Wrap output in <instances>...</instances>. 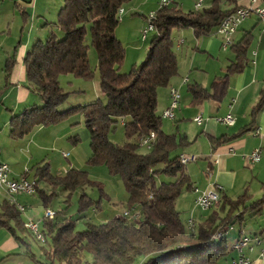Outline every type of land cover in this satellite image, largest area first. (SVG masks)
<instances>
[{
    "label": "trees",
    "instance_id": "16d2710c",
    "mask_svg": "<svg viewBox=\"0 0 264 264\" xmlns=\"http://www.w3.org/2000/svg\"><path fill=\"white\" fill-rule=\"evenodd\" d=\"M129 1L63 0L56 22L46 23L51 30L45 39L34 42L23 58L26 87L40 97L41 104L13 115L9 120V136L21 139L38 126L56 125L80 113L89 139L87 164L104 165L109 175L117 176L126 191L128 208L136 207L140 212L135 220L120 214L98 224L85 221L81 230L76 228L77 220L66 213L42 217L40 230L45 242L41 244L25 228L19 210L3 201L0 226L18 240L20 234L28 233L39 243L41 254L47 260H38L41 264H215L228 253V229L240 223L247 210L257 214L264 209V196L247 204L246 193L236 198L221 194L220 201L213 206L218 207L202 222L188 228L175 203L192 185L175 152L190 141L178 131L165 133L161 116L156 112L157 90L166 87L177 74L174 31L191 28L195 36L208 34L239 6L231 7L235 0H210L207 7L194 10L181 9L177 1L158 8L144 59L122 72L124 48L115 35V28L119 22L118 11ZM53 29L63 36L59 38ZM249 41V35L245 34L230 47L235 61L224 75L213 79L209 89L199 84L187 87L191 105L224 98L229 75L243 67ZM89 47L96 53L95 67L104 99L96 98L60 111L58 108L67 99L68 92L63 90L59 77L64 74L82 79L93 77L87 57ZM13 62V58L6 60V84ZM4 88H0V95ZM262 106L264 90L251 116ZM119 121L126 139L122 144L109 138ZM249 128L210 138L211 143L213 147L219 146ZM150 135H153L151 145L144 146L146 151H140L139 139ZM33 171L37 183L35 193L44 209L59 189L66 193L64 211L77 190V214L100 209L101 195L94 200L84 191L86 186L95 185L85 170L70 168L63 175H55L48 163H43L33 167ZM41 183L48 189L39 187ZM26 254L34 257L31 252Z\"/></svg>",
    "mask_w": 264,
    "mask_h": 264
},
{
    "label": "crops",
    "instance_id": "0c3cea01",
    "mask_svg": "<svg viewBox=\"0 0 264 264\" xmlns=\"http://www.w3.org/2000/svg\"><path fill=\"white\" fill-rule=\"evenodd\" d=\"M158 1L142 0V5L148 4L149 9H153ZM195 1L193 0L190 10H194ZM209 3L210 0H200L202 7H207ZM62 4L63 0H0V88L5 87L0 95V161L8 164L10 178L19 177L25 168L30 169L29 176L33 177V167L43 163H48L50 168L49 149L68 148L70 144L78 146L80 138L77 131L71 127V123L38 126L21 139L9 136L10 118L33 105L41 104L40 97L26 87L23 58L34 42L45 39L51 30V26L46 23L56 22ZM177 4L183 9L182 0H177ZM247 4V0H235V4L231 7ZM259 5L264 6V0H259ZM120 11L123 13V9ZM128 11L124 9V13ZM141 17L145 21L146 17L144 15ZM135 18H138L137 15L131 17L125 15L122 22L133 21L136 31V27L141 28L143 24L142 21L134 20ZM177 34L179 36L176 37V41L175 38L173 39L177 74L166 87L157 90L156 112L161 116L162 130L165 133L178 131L190 141L187 147L178 149L175 153L197 156L196 161H188L184 164V172L192 188L184 190L177 198L178 205L186 213L185 219L181 220L185 222L191 219L193 224H197L218 207L217 205L208 210L198 208L194 200L200 191L211 189L216 185L220 186L219 201L221 194L236 198L246 193L249 196L247 204L264 196V106L254 117L251 116V110L257 103L261 91L264 90V30L256 15H251L237 26L232 34V45L245 34L250 37L242 69L229 75L227 91L221 101L207 99L197 105H191V94L187 87L199 84L209 89L213 79L224 75L228 66L235 61V54L230 48L232 45L227 49L221 47L222 38L215 29L201 36H195L191 28L177 31ZM177 51L180 53L181 61L177 59ZM9 58H13L14 62L6 84L4 67ZM171 87L179 91L180 100L178 106L174 107V118L168 119L172 125H168L162 119L164 118L162 112L169 105ZM226 114L234 118L233 125H224L216 120L217 117ZM199 115L203 117L201 124L193 120ZM246 126L250 127L249 130L226 143L213 147L210 138L236 134ZM83 137L87 139L88 134L85 133ZM255 147L261 149V156L259 161L252 163L248 159V154ZM62 152L64 151H61V156ZM69 157L70 154L66 160L71 164ZM70 168L74 167L69 165L68 169ZM38 186L48 189L42 183ZM16 195H13V198L23 205ZM6 200L8 196L1 194L0 205ZM8 203L13 205L10 201ZM25 212L26 210L20 212L24 222L27 218L35 220V214ZM41 219L36 220L39 225ZM86 219L91 221L90 217ZM245 224L251 227H245ZM235 225L237 231L230 238V242H228L229 233L226 236L227 255L215 264H231V260L238 257V253L229 249V246L240 234L264 233V209L257 214L247 210L241 222L233 226ZM20 236L21 239L18 240L6 228L0 226V264H41L39 261H47L44 255L43 260L42 257L37 258L30 249L27 238L31 240L33 238L28 233ZM260 247L254 245L252 251L245 250V256L251 260L250 264H264V254L261 255ZM26 251L33 253L34 257H30ZM39 252L41 253L40 249Z\"/></svg>",
    "mask_w": 264,
    "mask_h": 264
},
{
    "label": "rangeland",
    "instance_id": "374dc122",
    "mask_svg": "<svg viewBox=\"0 0 264 264\" xmlns=\"http://www.w3.org/2000/svg\"><path fill=\"white\" fill-rule=\"evenodd\" d=\"M139 1L140 0H130L121 7V9H123V13L119 14V22L115 28V35L117 36L118 40L124 48V58L120 65V70L122 72L128 71L133 66V64H139L144 59L148 43L150 41V38L152 37V31H149L147 33L146 39H141V28L146 25V19L144 21L141 16L144 15L146 17L151 12H155L159 8L158 3L155 7H152L153 9H149L148 4L142 5V0L140 2ZM182 1L184 2L182 8L185 11L190 10L193 0ZM124 9L126 10V12L129 10L128 13H124ZM125 15H128V17H131V15H137L138 18H135L134 20L142 21L143 26L141 28L136 27L135 31V23L133 21L126 23L122 22ZM53 30L57 33L59 38L63 36V33L59 30ZM182 30L184 29H181V31ZM178 36L179 35L175 30V41L176 37ZM88 42L89 41L87 40V44ZM176 55L177 59L181 61L180 53L178 51L176 52ZM87 57L89 65L93 69L92 78L82 79L75 77L73 74H64L59 77V81L63 90L65 92H68L67 99L58 108L60 111L66 110L73 106H77L79 104L82 105L92 102L96 98L104 99L103 96L100 94L99 90V76L98 71L95 67L97 57L92 47L88 48ZM162 119H164L163 121H165L166 124H171L170 120L166 118ZM83 122L84 120L80 113L72 114L65 120L60 122V124L71 123V127L75 131H77V134L80 139L77 144L78 146L70 144V146L68 145V148L59 147L61 148L59 149L57 147H54L52 148V150H48L50 171L52 174L55 175H63L65 171L68 170L69 165L76 169L85 170L89 179L93 181L95 185L90 187L86 186L84 191L94 200L99 199L101 195L100 209L99 211L95 209H89L83 214H77L76 200L79 194L78 190L73 194L70 200V206L65 211L64 206L66 204L64 201L66 193L61 189L57 190L56 196L52 199L47 209H44L42 207L41 200L37 193L17 194V199L22 202V204L25 206L26 212L35 214V220L41 219L44 216L45 210H52L53 212H56V215H61L60 213L64 212L63 214L66 213L67 215H70L72 218L77 220L76 228L78 230H81L84 226V222L87 221V217L91 218V222L98 224L107 221L115 215H120L124 210L130 209L127 205V195L121 180L117 176L109 175L104 165L87 164L86 161L90 155V147L88 137L87 139H84L83 137L85 136V133H87ZM109 138L111 139V141L116 142L118 144H122L126 140L122 128V123L120 121L117 123L115 130L109 134ZM71 148H73V150ZM61 151L68 152L70 154V157L68 159L71 161V164L67 162L66 158L61 156ZM140 151H146V148L142 146L140 147ZM176 202V209H178V211L180 212V218L183 220L186 217V213L183 212L182 207L178 205V200ZM60 209H62L61 212H58ZM244 226H247L248 228L251 227L247 224H245ZM236 231L237 225L231 227L227 231V233H229L228 242H230V238L233 237V234ZM34 239L31 240L30 238H27V242L30 244V249L37 255V258L42 257L43 260L44 257L38 249V245L40 242L37 243V240L35 239V241Z\"/></svg>",
    "mask_w": 264,
    "mask_h": 264
},
{
    "label": "built area",
    "instance_id": "2783aa9c",
    "mask_svg": "<svg viewBox=\"0 0 264 264\" xmlns=\"http://www.w3.org/2000/svg\"><path fill=\"white\" fill-rule=\"evenodd\" d=\"M177 0H159L158 6H162V2H170L174 3ZM248 4L244 6L237 7L233 12L226 15L218 24L215 31L221 35V47L223 49H227L233 43L232 34L236 30L237 26L246 18L251 15H256L261 24L262 30H264V6L259 5V0H247ZM202 6H198V0L194 3V9H200ZM156 14L155 12H151L146 16V25L141 30V39H146V35L149 31H153V22L155 20ZM180 100V93L176 89L174 94H169V105L166 109H164L163 117L172 120L173 119V107H177ZM197 124H201L203 121L202 116H196ZM216 120L224 125H233L235 120L230 114H226L223 117H217ZM139 142H142V137L139 139ZM151 143H149V146ZM68 152H62V156L64 158L68 157ZM179 156H186L189 162H194L197 159V156L194 154H186L182 153ZM261 156V149L259 147H255L249 154L248 159L250 162L254 163L259 161ZM67 171V170H66ZM65 171V172H66ZM30 169L25 168L21 175L17 178H10V168L8 164L0 161V179L3 180L4 186L8 189V191L15 192L16 191H28V193L32 190H36L37 183L34 177H30ZM221 190L220 186H213V188L200 191L197 193L195 197V205L201 210L210 209V203H216V199H219V192ZM195 191L197 189L195 188ZM18 210L24 212L25 207L17 202ZM136 208V207H131ZM56 212L50 210V216H43L46 218H53ZM140 213V212H139ZM123 216H126L130 220L138 219L137 216H130L129 211L121 213ZM26 221L31 224V226H35L36 229L40 231L39 222L32 219L27 218ZM190 225L193 226V222L190 219ZM254 245L261 246L260 251L261 255L264 254V233L259 235H244L240 234L229 246V249L234 250L238 253V257L231 260V264H250L251 260L245 256L246 251H252Z\"/></svg>",
    "mask_w": 264,
    "mask_h": 264
},
{
    "label": "bare ground",
    "instance_id": "6f19581e",
    "mask_svg": "<svg viewBox=\"0 0 264 264\" xmlns=\"http://www.w3.org/2000/svg\"><path fill=\"white\" fill-rule=\"evenodd\" d=\"M169 4H171V3L170 2H162V6H160V7L167 6ZM198 6H200V0H198ZM119 14H122V11H120V10L118 11V18H119ZM183 82H185V81H183ZM175 90H176L175 88L171 87L169 89V94H174ZM163 114H164V111L162 112V117H163ZM173 118H174V107H173ZM193 120L196 122V119H193ZM152 140H153V135H150L147 137H142V142H140V145L148 146ZM179 160H180V163L182 165H184L186 162H188V159H186V156H179ZM22 193L23 194H33V193H35V190H32L29 193H28V191H16V193L12 192V191H8L6 186H4L3 180L0 179V195L1 194L7 195L8 200L10 201V203H12L16 207V209H18V206H17L16 200L13 198V195L22 194ZM8 200H6V201H8ZM217 202H218V199H216V203H210V208H212L214 205H216ZM126 211H129V209L124 210L123 212H126ZM137 215H139V210L137 208H130V216H137ZM44 216H50V210H45ZM24 226L33 235V237L38 242H40V243L45 242V239H44L43 234L41 233V230L39 231V229H36L35 226H31V224L28 223L26 220H25ZM187 226H188V228H191L190 220L187 221Z\"/></svg>",
    "mask_w": 264,
    "mask_h": 264
}]
</instances>
